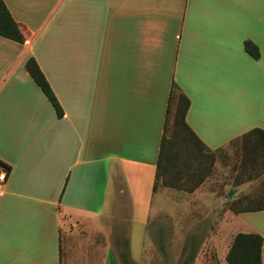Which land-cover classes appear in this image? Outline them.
I'll use <instances>...</instances> for the list:
<instances>
[{
    "label": "crops",
    "instance_id": "obj_1",
    "mask_svg": "<svg viewBox=\"0 0 264 264\" xmlns=\"http://www.w3.org/2000/svg\"><path fill=\"white\" fill-rule=\"evenodd\" d=\"M4 1L26 40L0 36V264H123L106 219L150 220L174 85L212 149L264 129V0Z\"/></svg>",
    "mask_w": 264,
    "mask_h": 264
},
{
    "label": "rangeland",
    "instance_id": "obj_2",
    "mask_svg": "<svg viewBox=\"0 0 264 264\" xmlns=\"http://www.w3.org/2000/svg\"><path fill=\"white\" fill-rule=\"evenodd\" d=\"M56 1L49 0V7ZM241 159V147L228 146L217 158L212 175L193 197L185 191L159 187L148 221L121 220L116 214L107 218L106 225L113 231V244L121 261L126 252L137 264H229L226 255L237 233L264 231L263 212L242 214L244 225L239 214L229 208L230 191H235L232 197L252 194L263 183L260 178L233 190L234 168ZM207 192L211 196L206 199L200 195ZM175 199L183 202L176 203ZM186 200L193 203L192 213L176 214L187 208ZM97 237L100 241V235Z\"/></svg>",
    "mask_w": 264,
    "mask_h": 264
},
{
    "label": "trees",
    "instance_id": "obj_3",
    "mask_svg": "<svg viewBox=\"0 0 264 264\" xmlns=\"http://www.w3.org/2000/svg\"><path fill=\"white\" fill-rule=\"evenodd\" d=\"M0 36L25 43V35L21 30L4 0H0ZM246 50L255 58H259V48L251 41H246ZM26 67L49 98L57 115L63 117L64 110L51 84L34 57L26 62ZM191 106L190 98L174 85L166 113L164 133L157 162L154 191L159 187H170L187 193L195 192L212 175L217 158L228 146L239 145L242 159L235 166L233 190L253 180L262 179V187L252 194H240L230 197V210L235 214L258 212L264 210V129L255 127L229 144L218 149L210 148L192 129L187 121ZM0 165L1 162H0ZM7 174L11 167L3 164ZM264 237L258 232L241 231L236 234L226 255L229 264H263ZM125 264H137L124 255ZM194 255L190 257L193 261Z\"/></svg>",
    "mask_w": 264,
    "mask_h": 264
},
{
    "label": "built area",
    "instance_id": "obj_4",
    "mask_svg": "<svg viewBox=\"0 0 264 264\" xmlns=\"http://www.w3.org/2000/svg\"><path fill=\"white\" fill-rule=\"evenodd\" d=\"M0 188L2 187V183L6 181V178H7V172H6V169L4 168L3 165L0 166Z\"/></svg>",
    "mask_w": 264,
    "mask_h": 264
},
{
    "label": "water",
    "instance_id": "obj_5",
    "mask_svg": "<svg viewBox=\"0 0 264 264\" xmlns=\"http://www.w3.org/2000/svg\"><path fill=\"white\" fill-rule=\"evenodd\" d=\"M235 191H230L229 196L232 197L234 195Z\"/></svg>",
    "mask_w": 264,
    "mask_h": 264
}]
</instances>
